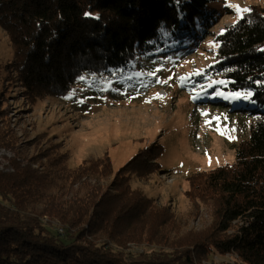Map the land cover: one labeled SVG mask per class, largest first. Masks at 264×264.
I'll return each mask as SVG.
<instances>
[{
  "label": "trees",
  "instance_id": "1",
  "mask_svg": "<svg viewBox=\"0 0 264 264\" xmlns=\"http://www.w3.org/2000/svg\"><path fill=\"white\" fill-rule=\"evenodd\" d=\"M213 1L0 0V27L14 48L23 87L36 100L60 98L84 75L130 70L153 48L193 54L218 23ZM216 38L218 59L206 74L220 82L207 91L209 100L215 88L248 91L255 109L247 112L257 123L235 146V162L188 178L189 196L213 203L212 230L172 238L176 227H166L171 212L131 187L136 173L160 171L159 147L152 162L137 155L107 187L102 181L114 175L108 156L56 170L44 179L96 183L64 200L60 189L49 193L51 185L40 182L43 173L14 160V173L0 172V264H202L232 253L239 257L235 264H264V10L251 7ZM3 134L0 147L12 149ZM44 217L57 221L64 234L53 233Z\"/></svg>",
  "mask_w": 264,
  "mask_h": 264
},
{
  "label": "rangeland",
  "instance_id": "2",
  "mask_svg": "<svg viewBox=\"0 0 264 264\" xmlns=\"http://www.w3.org/2000/svg\"><path fill=\"white\" fill-rule=\"evenodd\" d=\"M253 6L264 10V0H214L218 23L213 35L193 54L172 52L170 46L153 48L137 57L130 70L111 69L95 78L84 75L66 96L37 100L18 79L14 48L0 27V133L10 143L15 162L43 173L40 182L51 185L49 193L56 194L60 189L58 195L64 200L82 195L96 183L93 179L84 185L44 179L56 170H75L85 161L108 156L114 175L102 181L107 187L137 155L152 162V150L159 147L156 162L160 171L136 173L131 187L153 201V206L171 212L173 217L166 227H176L172 238L209 233L214 221L213 203L191 198L188 178L235 162V146L249 138L257 119L247 112L251 108L249 99L237 102L233 94L215 88L209 100L207 91L220 81L206 70L218 59L216 47L211 46L215 44L213 39L243 20L247 12L243 10ZM65 60L61 64L64 68ZM80 61L75 59V65ZM222 96L230 101H219ZM230 102L243 107H236L237 112L232 113ZM44 222L59 234L62 227L57 221L44 217ZM236 262L239 259L215 254L202 264Z\"/></svg>",
  "mask_w": 264,
  "mask_h": 264
},
{
  "label": "built area",
  "instance_id": "3",
  "mask_svg": "<svg viewBox=\"0 0 264 264\" xmlns=\"http://www.w3.org/2000/svg\"><path fill=\"white\" fill-rule=\"evenodd\" d=\"M225 32L226 31H224L223 34ZM220 35H222V34H220ZM220 35H218V36H220ZM216 39L217 38H214L213 41H217V43H220V41H218ZM15 157H16V155L11 149H8L6 147H0V172L1 173L11 174V173L15 172V167L13 165V161H14ZM59 234L63 235L64 229H62V228L59 229ZM227 255H229L231 258L239 259V257L236 254L232 253V254H227Z\"/></svg>",
  "mask_w": 264,
  "mask_h": 264
},
{
  "label": "snow or ice",
  "instance_id": "4",
  "mask_svg": "<svg viewBox=\"0 0 264 264\" xmlns=\"http://www.w3.org/2000/svg\"><path fill=\"white\" fill-rule=\"evenodd\" d=\"M236 8L238 11H240L239 6H236ZM243 11H248V9H244ZM86 15H89V14L86 13ZM97 19H98V17H97ZM221 34H223V30L221 31ZM211 46L212 47H218V45H216V44H212ZM81 79H83V77ZM251 95H252L251 93H235L234 98L235 99H250ZM161 99H162V97H161ZM193 99H195V97H193ZM205 115H207V114L205 113Z\"/></svg>",
  "mask_w": 264,
  "mask_h": 264
},
{
  "label": "bare ground",
  "instance_id": "5",
  "mask_svg": "<svg viewBox=\"0 0 264 264\" xmlns=\"http://www.w3.org/2000/svg\"><path fill=\"white\" fill-rule=\"evenodd\" d=\"M231 94H232V93H231ZM233 95H234V94H233ZM233 95H232V96H233ZM232 96H231V97H232ZM159 97H162V96L159 95ZM226 100H227V101H230V100H229V97H226V96L223 97V96H222V97L219 99V101H222V102H226ZM215 101H216V100H215ZM236 101H237V99H236ZM237 102H239V101H237ZM241 104H243V102H241ZM229 105H230V106L233 105L234 107H243V106H240L239 104H236V105H235V104H233V103H231V104H229ZM231 107H232V106H231ZM237 109H238V108H237Z\"/></svg>",
  "mask_w": 264,
  "mask_h": 264
}]
</instances>
